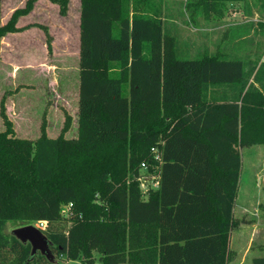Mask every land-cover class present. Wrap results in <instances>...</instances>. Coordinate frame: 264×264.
<instances>
[{
	"label": "trees",
	"instance_id": "trees-1",
	"mask_svg": "<svg viewBox=\"0 0 264 264\" xmlns=\"http://www.w3.org/2000/svg\"><path fill=\"white\" fill-rule=\"evenodd\" d=\"M37 1L3 25L0 0V52ZM49 1L67 15L69 0ZM149 4L81 0L78 138L65 137L68 116L56 139L45 122L37 140L18 139L2 108L0 264H229L241 149L264 145V63L178 58ZM142 164L160 176L147 198ZM9 222H45L55 259L32 255Z\"/></svg>",
	"mask_w": 264,
	"mask_h": 264
},
{
	"label": "rangeland",
	"instance_id": "rangeland-1",
	"mask_svg": "<svg viewBox=\"0 0 264 264\" xmlns=\"http://www.w3.org/2000/svg\"><path fill=\"white\" fill-rule=\"evenodd\" d=\"M26 1L2 0V24L6 25L11 13ZM79 7L80 0H69L67 18L61 17L58 7H40L36 11L40 17L35 15L31 23H24L30 27L17 24L18 28L28 27L29 33L2 38L0 133L6 131L5 108L18 139L37 140L44 122L48 137L56 139L68 116L71 124L65 137L78 138ZM148 7V15L160 20L175 38L177 57L182 60L218 55L241 60L247 70L264 63V0H150ZM41 27L50 35V29L54 30L51 51ZM241 155L243 167L234 210L237 226L230 237L229 264H252L254 258L264 256V145L242 148ZM21 224L37 227L36 222H9L6 233L13 234Z\"/></svg>",
	"mask_w": 264,
	"mask_h": 264
},
{
	"label": "water",
	"instance_id": "water-1",
	"mask_svg": "<svg viewBox=\"0 0 264 264\" xmlns=\"http://www.w3.org/2000/svg\"><path fill=\"white\" fill-rule=\"evenodd\" d=\"M13 235L24 244H30L32 247V255L41 253L53 260L50 241L41 230L33 225L20 227L13 231Z\"/></svg>",
	"mask_w": 264,
	"mask_h": 264
},
{
	"label": "built area",
	"instance_id": "built-area-1",
	"mask_svg": "<svg viewBox=\"0 0 264 264\" xmlns=\"http://www.w3.org/2000/svg\"><path fill=\"white\" fill-rule=\"evenodd\" d=\"M155 160L162 164V154L159 152L157 148H154L152 150ZM142 171H141V176L139 177L138 181L140 183V189L142 192V195L144 198H147L150 194L151 190H156L160 186V176L158 172H149V166L147 164H142ZM159 168H157L158 170ZM70 210V207H66L64 210V214H67ZM37 228L39 230H45L46 228V223L41 222L37 224Z\"/></svg>",
	"mask_w": 264,
	"mask_h": 264
},
{
	"label": "crops",
	"instance_id": "crops-1",
	"mask_svg": "<svg viewBox=\"0 0 264 264\" xmlns=\"http://www.w3.org/2000/svg\"><path fill=\"white\" fill-rule=\"evenodd\" d=\"M28 1V0H27ZM27 1L26 2H24V5H22V6H20L19 7V9H23V8H25V6H26V3H27ZM48 1V2H47ZM49 0H38L35 4H34V8H33V10L28 14V15H26V16H23V17H21L20 19H19V21H18V24H20V23H22V25H28V24H24L26 21H29V23H31V21H30V19H33V18H35L36 16L37 17H40V16H38L37 14H36V11H38V8L40 9V7H43V6H45V7H48V6H53V7H58L59 8V6L58 5H56V4H53L52 2H50ZM13 13L14 12H12L11 13V17H12V15H13ZM36 15V16H35ZM61 15V14H60ZM69 11H68V13H67V15L66 16H62L61 15V17L62 18H67V17H69ZM80 16H81V0H80V7H79V11H78V21H77V23L76 24H78L77 25V28H76V31H77V34H78V36H79V38H80ZM11 17H10V19H11ZM2 18V17H1ZM34 23H35V21H33ZM28 27H30L29 25H28ZM28 27H22L21 29H24L23 31H22V33H29V31L30 30H28L29 28ZM32 28V27H31ZM50 31H51V33H52V35H50V37L52 38V41H53V37H54V30H52V29H50ZM45 32V31H44ZM46 34V33H45ZM8 35H10V34H8ZM47 37V36H46ZM55 139V138H54ZM234 216H235V212H234Z\"/></svg>",
	"mask_w": 264,
	"mask_h": 264
}]
</instances>
